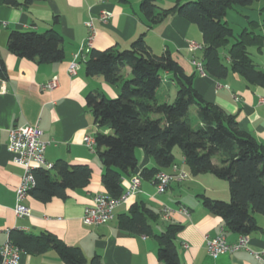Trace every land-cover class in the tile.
<instances>
[{"label": "crops", "instance_id": "crops-1", "mask_svg": "<svg viewBox=\"0 0 264 264\" xmlns=\"http://www.w3.org/2000/svg\"><path fill=\"white\" fill-rule=\"evenodd\" d=\"M15 1L19 5L0 0V62L6 70V76L0 78V247L10 240V232L14 230L30 235L47 232L68 246L81 248L88 264L95 256H99L103 264H161L154 237L130 236L119 227V216L128 214L133 204L145 203L157 213H163L165 207L171 210L169 217L162 215L154 223L156 233H161L171 223L182 225L177 239L181 264H259L255 254L264 250V216H257L260 229L249 235V250L218 258L208 253L207 236L215 238L223 234L229 244L237 243L240 237L227 230L223 219L210 213L199 198L204 195L230 201L229 183L212 174L190 176L184 182L173 183L165 194H158L154 181L144 180L141 176L140 192L117 208L112 222L99 227L84 224L85 210L91 206L94 196L106 194L102 182L104 166L96 148L90 149L84 138L95 139L99 132L111 133L95 125L86 98L90 93L117 98L121 87L109 84L103 76H88L87 57L79 60L76 75H70L68 67L89 36L86 23L91 19L95 28L93 50H126L145 34L146 43L155 55L170 52L186 75L194 77L196 91L207 102L236 116L241 131L262 145L264 88L248 85L238 74L232 73L223 80L201 75L194 62H201L202 50L192 52L189 48L190 42L203 44L199 28L178 15L150 27L140 11L144 0H128L125 4L117 0H41L31 4H26L25 0ZM155 2L160 8L169 9L177 0ZM104 12L111 15L106 24L98 19ZM12 31L57 32L63 37L64 61L41 64L38 60L12 54L8 50V37ZM124 74L130 78L131 69L126 67ZM55 77L59 80L57 89H44ZM170 79L169 74H164L166 84ZM26 124L38 126L43 132L42 139L50 143L46 151L49 163L55 165L64 161L70 166H89L92 177L86 187L68 190L65 199L54 198L43 203L29 194L23 204L30 210V215L18 217L15 213L16 191L24 169L14 162L8 142L9 132ZM137 157L136 174L156 167L154 159L144 150H138ZM175 166L187 171L182 156L166 172H171ZM130 178H123L125 191ZM19 264L64 263L54 251H49L43 255L22 252Z\"/></svg>", "mask_w": 264, "mask_h": 264}, {"label": "trees", "instance_id": "trees-1", "mask_svg": "<svg viewBox=\"0 0 264 264\" xmlns=\"http://www.w3.org/2000/svg\"><path fill=\"white\" fill-rule=\"evenodd\" d=\"M35 1L41 0H25L26 4ZM256 1L259 0H177L174 7L162 9L155 0H144L140 11L150 27L172 15L196 25L203 37L200 61L207 75L223 80L232 73L238 74L248 85L264 88V70L258 68L249 51L252 47L262 51L264 35L245 30L236 37L225 21L233 7L250 6ZM6 3L19 5L15 0H6ZM62 43L63 37L55 31L48 34L12 31L8 50L41 64L59 63L65 59ZM224 49L226 54L222 56ZM87 58L88 76H103L109 84L121 87L117 98L95 93L86 98L95 125L111 131L95 136L96 151L104 166L102 182L107 196L119 199L124 194L123 178L136 174L138 150H144L154 159L156 167L145 169L141 174L142 179L154 181L159 172L176 165L175 149L179 147L189 177L212 174L229 183L230 201L201 195L203 206L221 217L224 227L239 236H249L260 229L257 216H264V145L241 131L236 116L207 102L196 91L194 77L186 75L170 52L155 55L146 43L145 34L129 49L92 50ZM126 67L131 69L130 78L124 74ZM164 74H169L178 87L173 103L167 91L160 95L165 85ZM5 76V66L0 62V78ZM193 107H196V127L191 115ZM34 176L36 185L30 195L46 203L54 198L65 199L68 190L86 187L92 170L89 166H70L59 161L52 170H34ZM162 215L145 203H135L128 214L118 217V223L130 236L154 237L161 264H181L177 239L183 227L171 223L156 233L153 225ZM9 239L29 255L54 251L64 264H88L81 248L68 246L51 233L30 235L14 230ZM90 264L103 263L95 256Z\"/></svg>", "mask_w": 264, "mask_h": 264}, {"label": "built area", "instance_id": "built-area-1", "mask_svg": "<svg viewBox=\"0 0 264 264\" xmlns=\"http://www.w3.org/2000/svg\"><path fill=\"white\" fill-rule=\"evenodd\" d=\"M111 15L107 12L99 16V21L108 23ZM94 20H89L86 26L89 30V36L86 38L80 51L75 55L74 61L69 65L68 72L70 75H76L79 68V60L85 59L93 50V43L95 39ZM189 48L192 52L202 50V45L196 42H190ZM198 72L205 75L203 65L201 62H194ZM59 85L57 77L53 78L48 84L44 86L46 90H55ZM43 132L38 126H31L29 124L17 126L9 132L8 150L13 154L14 162L24 169V174L21 183L16 191V207L15 213L18 217L30 215V210L23 204L25 199L29 196L30 191L36 185L34 170L45 169L52 170L54 164L49 163L46 159V151L50 145L42 139ZM84 143L90 148H96V141L91 136L84 138ZM188 173L175 166L169 172H159L154 178L158 194H165L170 186L176 182H184L188 180ZM141 175L136 174L129 180V187L119 199H113L106 194H98L92 199V204L85 210L83 222L89 227H99L112 222L115 218V213L118 207L129 202V200L140 192ZM163 217L167 218L171 214L168 207L163 209ZM250 236L241 235L235 244H229L223 234L215 238L206 237V247L208 253L213 258H218L224 254L236 252L239 250H249ZM21 250L12 244L9 240L2 247H0V264H19L21 257ZM255 258L259 264H264V250L255 254Z\"/></svg>", "mask_w": 264, "mask_h": 264}, {"label": "rangeland", "instance_id": "rangeland-1", "mask_svg": "<svg viewBox=\"0 0 264 264\" xmlns=\"http://www.w3.org/2000/svg\"><path fill=\"white\" fill-rule=\"evenodd\" d=\"M225 21L228 22L230 27L233 29L236 37L241 35L245 30L255 31L258 34L264 35V0H259L254 2L250 6L242 7L235 6L228 12V15L225 18ZM254 25V26H253ZM234 42V40L232 41ZM252 58L257 63L258 67L264 68V47L262 51H259L256 47L249 49ZM222 56H225L226 50H221ZM169 94L170 103H173L178 91V87L174 85L171 79L162 87L160 95H163L165 92ZM191 115L194 119L193 125L197 126V121L195 120L196 107L191 109ZM176 158L181 157L179 147L175 149ZM215 161H218L216 159ZM224 201V200H223Z\"/></svg>", "mask_w": 264, "mask_h": 264}]
</instances>
